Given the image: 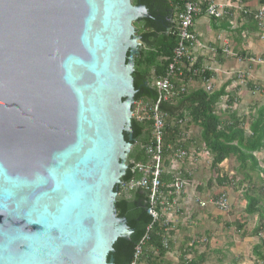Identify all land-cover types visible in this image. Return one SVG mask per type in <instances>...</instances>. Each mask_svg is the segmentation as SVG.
<instances>
[{
    "label": "water",
    "instance_id": "water-1",
    "mask_svg": "<svg viewBox=\"0 0 264 264\" xmlns=\"http://www.w3.org/2000/svg\"><path fill=\"white\" fill-rule=\"evenodd\" d=\"M144 19L130 0H0V264H113L129 240L115 188Z\"/></svg>",
    "mask_w": 264,
    "mask_h": 264
},
{
    "label": "trees",
    "instance_id": "trees-1",
    "mask_svg": "<svg viewBox=\"0 0 264 264\" xmlns=\"http://www.w3.org/2000/svg\"><path fill=\"white\" fill-rule=\"evenodd\" d=\"M260 5H264V0H258ZM146 7L147 5L144 4ZM182 10L181 0L177 3L175 20L173 25L168 28L162 27L159 22L153 23L151 20H140V27L135 30V34L140 37L141 48L138 55L133 57L132 62V85L135 91L134 102L131 107L132 114L135 111L134 103H141L145 106V117L142 121H136L134 117L130 120V129L132 140L123 134L124 140L130 144V150L127 154L125 165L126 170L120 181H129L132 178H138L136 173L131 174V169L135 165H145L148 162V156L145 149L150 145L152 135V109L157 100V92L154 82L163 78L166 74L167 67L171 62L173 50L177 46L178 37L176 33V18ZM151 17H154L150 11H147ZM247 23L251 24L252 32L260 29L261 22L254 19L255 13L242 14ZM135 24L133 23V26ZM189 62L184 60L185 66ZM195 63V62H194ZM261 65V64H259ZM193 71H201L193 76L183 69V74L177 79L175 86L186 85L189 80L198 81L201 87L193 91H185L176 99L163 102L158 106V112L165 116L164 127L162 131L161 143L162 154L165 167L169 165L172 155L177 150L186 152L190 140L189 131L191 127L200 130L199 142L206 156L210 158V169L212 173L217 174V184L221 187L236 185L234 179H229L225 174H221L220 166L230 158H233L238 164V168L243 172V180L238 183L241 186L246 182L247 189L243 191V199L246 202L244 213L247 216L257 215L260 220L259 226L251 232L252 236L258 237L262 232V221H264V208L262 199L264 198V185L257 186L256 181L264 184L261 173H264L260 162L255 154L264 152V106L257 109L255 116L249 115L238 117L235 105L239 102L236 90L226 94L225 89L211 92L205 90V83L209 81V75L204 70H200L198 65L193 64ZM234 80L244 86L250 93H259L264 97V83L250 81V76L238 72L233 75ZM212 86V85H211ZM226 97L224 113L226 118H220L218 105ZM220 112V110H219ZM248 124L247 130L245 124ZM248 132V133H247ZM189 143V144H188ZM166 169V168H165ZM253 174L255 181H253ZM183 178L186 176L182 175ZM160 192L163 197H168L172 192L168 186L172 184L171 176L161 175ZM115 199V214L117 218L125 219L127 227L132 231L129 240L118 239L113 244V252L109 254L108 260L113 259V264H131L133 261L134 249L139 241L143 238L146 228L150 225V217L146 214L144 203L145 195L139 192L131 193L130 198L122 196L117 186ZM225 193V192H223ZM226 194V193H225ZM171 195L169 198H172ZM215 198V197H214ZM238 229L243 227L236 223ZM158 224L153 226L149 233V241L144 245L142 255L137 264H157L166 253L161 246V238L157 234L160 231ZM259 244L253 249V254L257 260L264 261L262 248L264 239L259 238ZM156 248L147 250L148 247ZM196 264V263H195Z\"/></svg>",
    "mask_w": 264,
    "mask_h": 264
},
{
    "label": "crops",
    "instance_id": "crops-1",
    "mask_svg": "<svg viewBox=\"0 0 264 264\" xmlns=\"http://www.w3.org/2000/svg\"><path fill=\"white\" fill-rule=\"evenodd\" d=\"M214 1L223 5L225 9L229 7V15L222 19H213L203 13L197 15L191 28L197 43L190 49L189 55L200 70L207 72L214 91L224 88L225 93L228 94L236 90L239 99L235 105L236 110L241 103V96L250 92L244 86H239L233 75L243 72L251 79L253 68L258 64H264V20L260 29L252 32L251 24H248V19L242 15L243 11H248L249 14L256 12L260 5L258 0ZM231 81L233 83L230 84ZM223 105L225 108V104ZM192 131L193 128L189 134ZM192 144L194 142L190 140L189 145ZM188 148L186 150L190 157L188 163L193 167L184 169L183 165L186 161L181 163L183 168L176 166L177 169H174V166H169V162L168 169L164 166L162 170V175L171 178L181 171L187 178V186L181 193H174L171 189L172 192L168 193V197L162 196L165 201L173 205V208L171 212L161 210V217L169 221L173 228L169 233L168 247L166 249L162 247L166 253L157 264H182L187 256L192 264H252L247 258H243L242 251L253 252L258 245V238L246 231L248 225L245 223L246 220L243 221L239 216V218L229 217L227 213L218 211L210 203V200L217 196L209 198L207 192L202 189L201 181H196L194 178L198 164L196 158L200 155L206 156V153L203 149ZM171 195L173 197L169 198ZM202 203H205L204 207H201ZM236 223L243 228L238 229ZM162 234L163 228L157 235L161 238ZM152 249H155L156 255V248L149 246L147 250ZM261 252L264 256V250ZM260 262L264 264L261 260H256L255 264H261Z\"/></svg>",
    "mask_w": 264,
    "mask_h": 264
},
{
    "label": "built area",
    "instance_id": "built-area-1",
    "mask_svg": "<svg viewBox=\"0 0 264 264\" xmlns=\"http://www.w3.org/2000/svg\"><path fill=\"white\" fill-rule=\"evenodd\" d=\"M182 10L176 18V33L178 37L177 46L173 50V56L169 63L166 74L163 78H159L154 82V87L157 92V100L153 106L152 113V135L150 145L145 149V153L148 156V162L145 165H135L131 169V174L136 173L138 178H132L129 181H122L121 193H135L145 195L146 214L150 217L151 223L146 228L143 238L139 241L134 249L133 261L131 264H137L142 255L144 245L149 241V233L153 230V226L158 224L163 228V234L161 235L162 247L167 248L170 239V232L172 226L170 222L162 219L161 210L171 212L173 205L165 201L162 197L161 188V175L163 170V154H162V131L164 127L165 116L158 112V106L163 102H168L171 99L178 98L186 91L185 85L181 84L178 88L175 84L177 79L183 74V69L188 74L193 76L199 74L201 71H193L192 66L194 64L193 59L189 55L190 49L197 43L196 36L191 31L194 19L197 15L203 13L204 15L213 19H222L224 16L229 15V7H225L218 4L214 0H181ZM248 13V11H243ZM254 19L262 22L264 20V5H259V8L254 12ZM184 60L188 63L184 64ZM175 83V84H174ZM205 90L211 92L212 86L207 81L205 83ZM144 112V111H142ZM189 156L187 152L183 150H177L171 158V162L180 163L184 162ZM184 175L181 171H178L172 177V184L169 186L174 193H181L187 186V178H183ZM210 203L222 213H228L230 204L227 198V194L219 193L217 197L210 200ZM205 203L201 204L204 207ZM182 264H192L189 256L183 259Z\"/></svg>",
    "mask_w": 264,
    "mask_h": 264
},
{
    "label": "rangeland",
    "instance_id": "rangeland-1",
    "mask_svg": "<svg viewBox=\"0 0 264 264\" xmlns=\"http://www.w3.org/2000/svg\"><path fill=\"white\" fill-rule=\"evenodd\" d=\"M137 26L138 28L140 27V23L137 21ZM253 40H251L252 42ZM141 48V47H140ZM250 81H254L256 82H261L264 83V64L262 65H256L255 68H253V72L251 73V79ZM233 83V81L230 82V84ZM240 85V83H238ZM186 87V91H193L196 90L197 88L201 87L200 86V82L198 81H192L189 80L188 83L185 85ZM244 90H246L245 88H243ZM244 95V94H243ZM241 96V103L238 107H236V113L238 117L244 116V117H248L249 115L255 116V113L257 111L258 108L264 106V97L259 94V93H245L244 96ZM226 102V97L223 98L221 104L218 105V108L220 110V112H216L217 115L222 118L225 119L226 118V114H223L224 111V105ZM135 105V111L134 113L131 115V117L133 116L134 119L136 121H142V118L145 117V106H142L141 103H134ZM252 105H254L252 107V109H249V107H251ZM217 108V110H218ZM248 124H245V129L247 130V126ZM193 128V131L189 134L190 138H194V140H192L194 142V144L189 145L190 150H202L201 147V143L199 142L198 138H199V134H200V130L196 127H191V129ZM190 129V130H191ZM248 133V132H247ZM196 152V151H193ZM192 152V153H193ZM257 160L260 162L261 167L264 170V152L261 153H256L255 154ZM190 157H188L187 159L184 160V169L186 168H190V164L188 163ZM195 158H192V160ZM198 160V164H197V171L195 172V180L196 181H201V183L203 184V190L207 192V195L209 196V198H214L216 197L219 193L221 192H225L227 194V198L230 204V209L229 212L226 214L229 217L235 216V217H240L243 221L246 220L245 223H247V228L246 231L252 232L254 230V228L258 227L260 224V220L258 219L257 215H253V216H247L244 213V208L246 205V202L244 201L242 195H243V191H245L247 189V183L244 182L242 183L241 186H238V183L243 180V172H241L238 168V164L236 163V161L233 158H230L229 160L225 161L221 166V174H225L227 178L229 179H234V182L236 183V185L233 186L229 185L226 187H221L218 186L216 178H217V174L212 173L211 169H210V158L205 156V155H200L199 157L196 158ZM171 161V160H170ZM169 161V162H170ZM181 163H173L171 162L169 166H174V169H177L176 166H180L181 168H183L181 166ZM168 166V167H169ZM168 167L166 169H168ZM193 167V166H191ZM260 178H263L264 180V173H261ZM253 181H255V175L253 174ZM256 185L257 186H262L264 185L261 182L256 181ZM122 196H124L125 198H130L131 193H121ZM262 207L264 208V198L262 199V203H261ZM243 215V216H242ZM245 216V217H244ZM238 217V218H239ZM257 217V218H256ZM257 219V220H255ZM262 232H260V234L258 235V241L259 238H263L264 239V221H262ZM233 231V230H232ZM233 233V232H230ZM256 241V240H255ZM256 243V242H255ZM260 242H258L259 244ZM264 250V245L262 248V251ZM242 256L243 258H247V260L251 261L252 264L256 263V257L254 256L253 252H251V250L248 251H242ZM261 263V262H260ZM263 264V263H261Z\"/></svg>",
    "mask_w": 264,
    "mask_h": 264
},
{
    "label": "flooded vegetation",
    "instance_id": "flooded-vegetation-1",
    "mask_svg": "<svg viewBox=\"0 0 264 264\" xmlns=\"http://www.w3.org/2000/svg\"><path fill=\"white\" fill-rule=\"evenodd\" d=\"M180 0H130L132 6H143L146 11H150L154 14L151 17L147 12L150 20L153 23L159 22L162 27H165L168 31L175 20V13L177 10V3ZM146 4L147 7L144 5ZM140 21V20H138Z\"/></svg>",
    "mask_w": 264,
    "mask_h": 264
}]
</instances>
